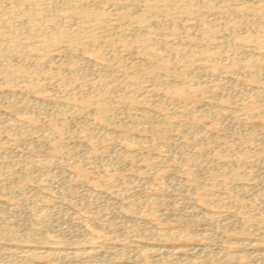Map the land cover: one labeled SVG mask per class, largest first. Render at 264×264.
<instances>
[{"label": "rangeland", "instance_id": "374dc122", "mask_svg": "<svg viewBox=\"0 0 264 264\" xmlns=\"http://www.w3.org/2000/svg\"><path fill=\"white\" fill-rule=\"evenodd\" d=\"M56 1L0 0V264H264V0Z\"/></svg>", "mask_w": 264, "mask_h": 264}, {"label": "bare ground", "instance_id": "6f19581e", "mask_svg": "<svg viewBox=\"0 0 264 264\" xmlns=\"http://www.w3.org/2000/svg\"><path fill=\"white\" fill-rule=\"evenodd\" d=\"M12 1H14V0H12ZM25 2H27L28 4L29 3H36V2H38V1H41V0H24ZM51 0H49V2H50ZM53 1V3H54V1L55 0H52ZM137 1V0H136ZM154 2H151V4H148L146 7V9H149V10H152V9H154V8H156V7H158L159 6V4L160 3H162V5H166L165 3H168L170 0H153ZM48 2V3H49ZM68 2V1H67ZM234 2H235V0H234ZM56 3H58V0L56 1ZM150 3V2H149ZM55 4V3H54ZM66 4V3H65ZM77 4V3H76ZM133 5H134V3H132ZM131 4V5H132ZM210 4V3H209ZM239 4V3H238ZM241 4V3H240ZM4 5V4H3ZM23 5V4H22ZM78 5H79V3H78ZM82 5V4H81ZM85 4H83V6H84ZM161 5V6H162ZM211 5V4H210ZM29 6H30V4H29ZM50 6H52V5H50ZM49 6V8H51ZM123 6H127V4L126 5H123ZM5 7V6H4ZM3 7V8H4ZM7 7V6H6ZM14 7H16V6H14ZM21 7V6H20ZM24 7H25V10H26V6L24 5V6H22V9H15V10H20L19 12H18V16L20 17V18H23V16L24 15H26V11L24 10ZM45 7H47V6H45ZM67 7V9L72 13V14H78V15H81L82 17H90L92 20H95V21H97V22H100V20H101V17H103V15L101 16L100 14H91V13H89L88 11H87V9L88 8H90L89 6H88V8L87 9H84L83 7H76L75 5H67L66 6ZM86 7V6H85ZM117 7H119V5L117 6ZM160 7V6H159ZM172 7H173V5H172ZM2 8V7H1ZM9 8V7H8ZM31 9L33 8L32 6L30 7ZM42 9L44 8L43 6L41 7ZM122 8V7H121ZM131 8V7H130ZM11 9V8H10ZM37 9V8H36ZM39 9V8H38ZM45 9V8H44ZM63 9V8H62ZM61 9V10H62ZM65 9V8H64ZM63 9V10H64ZM124 9H125V11H126V8L124 7ZM2 10V9H1ZM13 10V9H12ZM57 10H58V6H57ZM67 10V11H68ZM169 10H171V9H169ZM46 11V10H45ZM49 11H52V10H50L49 9ZM53 11H54V9H53ZM175 11V10H174ZM11 12V11H10ZM13 12V11H12ZM48 12V11H47ZM65 12H66V9H65ZM148 12V11H147ZM154 12V11H153ZM38 13V12H37ZM93 13V12H92ZM95 13V12H94ZM126 13H127V11H126ZM129 13V12H128ZM146 13V12H145ZM145 13H142L140 16H138L135 20H137V23L139 22L140 24H143V22L145 21V17H146V15H145ZM12 14H14L15 15V13H12ZM11 14V15H12ZM32 14V13H31ZM39 14V13H38ZM43 14V11L41 12V15ZM147 15H148V13H146ZM195 14V13H194ZM260 14V13H259ZM27 15H30V14H28L27 13ZM63 15V14H62ZM69 15V14H68ZM71 15V14H70ZM123 15H127V14H123ZM239 15V14H238ZM244 15V14H243ZM7 16V15H6ZM32 18H34V19H36L37 17H36V15H30ZM38 16V15H37ZM64 16V15H63ZM66 16H67V14H66ZM202 16V15H201ZM5 17V16H4ZM9 17V16H8ZM30 17V18H31ZM39 17H41V16H39ZM57 17V16H56ZM68 17V16H67ZM176 17V16H175ZM194 17V16H193ZM26 18V17H25ZM24 18V19H25ZM41 18H43V15H42V17ZM55 18V17H54ZM60 18H62V17H60ZM118 18H119V16H118ZM6 19V18H5ZM17 21H21V20H18L17 18H15ZM27 19V18H26ZM25 19V20H26ZM236 19V18H235ZM25 20H23L24 22H25ZM46 20V19H45ZM204 20V19H203ZM209 20V19H208ZM23 21H21V22H23ZM27 21H28V19H27ZM30 21V20H29ZM35 21V20H34ZM48 21V20H47ZM56 21V20H55ZM12 22V21H11ZM16 22V21H15ZM24 22H23V24H24ZM31 22H33V21H31ZM36 22V21H35ZM64 22H67V21H64ZM177 22V21H176ZM208 22V21H207ZM231 22V21H230ZM238 22V21H237ZM246 22V21H245ZM251 22V21H250ZM2 23H4V22H1V24ZM19 23V22H18ZM26 23V22H25ZM38 23V22H37ZM41 23V22H40ZM39 23V24H40ZM61 23V22H60ZM147 23V22H146ZM233 23V22H232ZM8 24V23H7ZM6 24V25H7ZM12 24H13V22H12ZM15 24H17V22L15 23ZM20 24V23H19ZM22 24V23H21ZM28 24V23H27ZM39 24H35L34 23V25L32 24V26H33V29L31 30V32L32 33H38L37 35V37H39V38H37L38 40H37V42H34L31 38H30V35H25L24 34V36H22V37H20V36H18V35H13V34H10V36L8 35V34H6L7 36H9V38L7 39V41H8V45H7V48H8V46H9V48L11 49V51L12 52H14V51H20V49H22V48H26L28 51H30V52H34L35 50H37V49H49L52 45H56V44H59V43H62V42H72V44L74 43V45H78L80 42H79V39L77 38V36H76V32L75 33H72V32H70V31H68V30H65V29H63V28H60V26H58L59 24L58 23H56V24H58L57 25V29L54 31V32H52V33H47V32H45L44 30H42V28L39 26ZM69 24V23H68ZM205 24H206V22H205ZM9 25H11L10 23H9ZM41 25V24H40ZM65 25V24H64ZM70 25V24H69ZM68 25V26H69ZM258 25V24H257ZM31 26V27H32ZM43 26H45V25H43ZM215 26H217V25H215ZM64 27V26H63ZM20 28H22V27H20ZM47 28V27H46ZM71 27H69V29H70ZM19 29V28H18ZM43 29H44V27H43ZM4 30H6L5 28H4ZM49 30V29H48ZM54 30V29H53ZM71 30H73V29H71ZM175 30H176V28H175ZM1 31V30H0ZM17 30L15 29V32H16ZM50 31V30H49ZM75 31V30H74ZM174 31V30H173ZM210 31V30H209ZM215 31V30H214ZM2 33L4 32L3 30L1 31ZM195 32V31H194ZM78 34H80L79 32H77ZM145 33V32H144ZM195 33H197V32H195ZM233 33V32H232ZM15 34V33H14ZM207 34V33H206ZM6 35H4V36H6ZM6 36V37H7ZM78 36H80V35H78ZM84 37V36H83ZM82 37V38H83ZM5 39V38H4ZM148 40V39H147ZM243 40V39H242ZM138 42H139V40H138ZM146 42V41H145ZM153 42V41H152ZM151 42V43H152ZM140 43V42H139ZM147 46V45H146ZM220 46V45H219ZM72 48V47H71ZM75 48V47H74ZM207 49V48H206ZM218 49V48H217ZM1 50H2V48L0 47V52H1ZM197 50V49H196ZM205 50V49H204ZM238 50V49H237ZM26 51V50H25ZM45 51V50H44ZM197 51H199V50H197ZM201 51V50H200ZM199 51V52H200ZM208 51V50H207ZM32 52V53H33ZM179 52V51H178ZM198 52V53H199ZM21 53V52H20ZM40 53V52H39ZM42 53H43V51H42ZM98 53V52H97ZM13 54H15L16 55V53H13ZM25 54V53H24ZM188 54V53H187ZM192 54H193V52H192ZM22 55V54H21ZM195 55V54H194ZM190 56H193V55H191L190 54ZM26 57V56H25ZM27 57H29V56H27ZM193 58V57H192ZM235 59V58H234ZM261 59V58H260ZM262 60V59H261ZM12 61V60H11ZM10 61V62H11ZM191 61V60H190ZM244 61V60H243ZM252 61V60H251ZM250 61V62H251ZM257 61V60H256ZM253 62H255L254 60H253ZM5 68V67H4ZM8 68V67H7ZM5 69L6 71H8V69ZM25 68V67H24ZM258 68V67H257ZM256 68V69H257ZM12 69V68H11ZM21 69V68H20ZM20 69H19V67H18V69H14V70H12V75L14 74L15 75V73H17V72H19L20 71ZM254 69H255V67H254ZM10 70V69H9ZM4 71V70H3ZM11 71V70H10ZM22 71V70H21ZM26 72V71H25ZM24 72V73H25ZM24 73H22V74H24ZM6 74V73H5ZM155 74V73H154ZM18 75V74H17ZM19 75H20V73H19ZM157 75V74H156ZM1 76V75H0ZM5 76V75H4ZM10 76H11V74H10ZM20 76H22V75H20ZM7 77H8V75H7ZM12 77V76H11ZM10 78V77H9ZM13 79V78H12ZM34 80V79H33ZM32 80V81H33ZM101 80V79H100ZM25 81V80H24ZM26 81H27V79H26ZM36 81V80H35ZM8 84V83H7ZM106 84V83H105ZM111 84V83H110ZM27 85V84H26ZM30 85H32V84H30ZM168 85V84H167ZM162 86V85H161ZM163 86H165V85H163ZM177 87H180V86H177ZM109 90V89H108ZM112 90V89H111ZM165 90V89H164ZM185 90V89H184ZM183 91V90H182ZM93 92V91H92ZM95 92V91H94ZM174 92H179V90L178 89H174ZM171 93V92H170ZM95 97V96H94ZM101 98V97H100ZM91 99V98H90ZM85 102V101H84ZM93 104V103H92ZM163 110V109H162ZM40 112V111H39ZM187 114V113H186ZM56 129V128H55ZM143 130V129H142ZM9 233V232H8ZM152 249V248H151ZM151 251V250H150ZM157 252V251H156ZM41 254V253H40ZM45 254V253H44ZM87 254V253H86ZM33 255H34V253H33ZM36 255V254H35ZM43 255V254H42ZM46 255V254H45ZM39 256V255H38ZM37 255L36 256H32V257H38ZM75 256V255H74ZM82 256V255H81ZM41 257V256H40ZM214 259V258H213ZM198 260V259H197ZM200 261V263L202 262L201 261V259L199 260ZM204 261V260H203ZM215 261H216V259H215ZM192 262H194V261H191L190 263H192ZM197 263H198V261H197ZM196 263V264H197ZM194 264V263H193ZM199 264V263H198ZM211 264V263H210Z\"/></svg>", "mask_w": 264, "mask_h": 264}]
</instances>
